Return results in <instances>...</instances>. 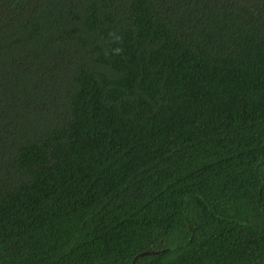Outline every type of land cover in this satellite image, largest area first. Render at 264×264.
<instances>
[{
	"label": "trees",
	"instance_id": "1",
	"mask_svg": "<svg viewBox=\"0 0 264 264\" xmlns=\"http://www.w3.org/2000/svg\"><path fill=\"white\" fill-rule=\"evenodd\" d=\"M0 264H264V0H0Z\"/></svg>",
	"mask_w": 264,
	"mask_h": 264
}]
</instances>
